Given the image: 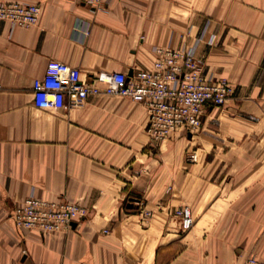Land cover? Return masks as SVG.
<instances>
[{
  "label": "crops",
  "instance_id": "0c3cea01",
  "mask_svg": "<svg viewBox=\"0 0 264 264\" xmlns=\"http://www.w3.org/2000/svg\"><path fill=\"white\" fill-rule=\"evenodd\" d=\"M2 1L38 3L40 14L29 26L0 18V264L264 259V0ZM193 44L206 73L235 86L193 135L154 142L146 104L103 91L75 107L33 103L49 60L82 77L131 74L150 69L157 48ZM30 194L87 214L72 228L19 229L9 214Z\"/></svg>",
  "mask_w": 264,
  "mask_h": 264
},
{
  "label": "built area",
  "instance_id": "2783aa9c",
  "mask_svg": "<svg viewBox=\"0 0 264 264\" xmlns=\"http://www.w3.org/2000/svg\"><path fill=\"white\" fill-rule=\"evenodd\" d=\"M71 1L96 9L105 0ZM39 14L38 3L0 2V18L12 27L32 25ZM212 40L213 36L207 41ZM156 54L150 69H136L131 74L101 70L88 77H82L80 69L68 63L49 60L44 74L32 82L33 103L41 109L75 107L103 91L145 103L149 113L147 130L154 142H163L178 131L193 135L202 125L206 108L225 104L233 95V87L227 79L206 73L203 61L195 55V44L157 48ZM197 157L196 150L186 154L190 162ZM178 213L182 227L189 229L193 218L188 207ZM86 214V207L78 202L46 200L30 194L16 203L9 217L19 229L47 233L72 228ZM238 264H264V259L252 254Z\"/></svg>",
  "mask_w": 264,
  "mask_h": 264
},
{
  "label": "rangeland",
  "instance_id": "374dc122",
  "mask_svg": "<svg viewBox=\"0 0 264 264\" xmlns=\"http://www.w3.org/2000/svg\"><path fill=\"white\" fill-rule=\"evenodd\" d=\"M228 82H229V83L231 84V86L233 87V95H232V96L234 97L235 86H234L233 82H232L230 79L228 80ZM233 97H231V98L233 99ZM231 98H230V99H231ZM228 102H229V101H227L226 103H228ZM223 105H224V104H223ZM165 141H167V140H165ZM192 218H193V217H192ZM183 229H185V228H183ZM185 230H186V229H185Z\"/></svg>",
  "mask_w": 264,
  "mask_h": 264
}]
</instances>
